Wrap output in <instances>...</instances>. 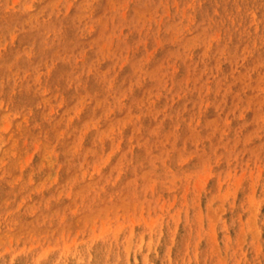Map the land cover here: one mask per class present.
Masks as SVG:
<instances>
[{"label":"rangeland","instance_id":"obj_1","mask_svg":"<svg viewBox=\"0 0 264 264\" xmlns=\"http://www.w3.org/2000/svg\"><path fill=\"white\" fill-rule=\"evenodd\" d=\"M0 264H264V0H0Z\"/></svg>","mask_w":264,"mask_h":264}]
</instances>
